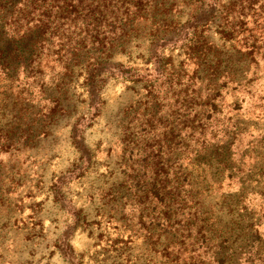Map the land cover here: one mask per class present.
Instances as JSON below:
<instances>
[{
	"label": "rangeland",
	"instance_id": "1",
	"mask_svg": "<svg viewBox=\"0 0 264 264\" xmlns=\"http://www.w3.org/2000/svg\"><path fill=\"white\" fill-rule=\"evenodd\" d=\"M252 2L242 0L244 10L235 14L245 23L238 40L222 34L216 22L206 30L216 46L226 44L230 59L241 67H234L235 83L221 89L219 113L205 124L208 152L197 154V139L184 134L183 144L192 151L177 160L199 177L214 214V231L188 238L197 242L198 264H264V0ZM187 15L188 9L176 17ZM253 45L256 61L241 59L237 47ZM148 46L147 37L135 38L117 59L147 75ZM162 51L175 66L187 61L184 48ZM250 63L254 67L248 70ZM61 69L52 63L39 70L36 62L19 65L8 83L11 102L17 94L24 98L29 123L0 125V264H176L178 256H168L159 238L162 207L140 197L145 170L139 145L154 131L146 130L145 111L137 109L163 95L158 108L167 118L171 104L174 108L185 98L171 91L165 100L172 87L166 91L163 82L107 78L95 99L100 106L89 110L85 71L79 67L66 101L72 113L59 112L52 123L56 87L65 85ZM123 121L132 133L125 150ZM75 122L85 149L73 142Z\"/></svg>",
	"mask_w": 264,
	"mask_h": 264
},
{
	"label": "trees",
	"instance_id": "2",
	"mask_svg": "<svg viewBox=\"0 0 264 264\" xmlns=\"http://www.w3.org/2000/svg\"><path fill=\"white\" fill-rule=\"evenodd\" d=\"M241 1L182 0L177 4V0H0V125L4 122L10 129L24 121L29 123V108L22 95L9 100L13 86L8 83L17 74L19 65L31 66L36 62L38 70L43 63L61 66L59 73L65 85L56 87L57 96L50 111L52 123L58 120L59 112L72 113L66 101L79 67L85 71L89 110L100 106L95 99L102 90L100 83L107 78L134 83L163 82L166 91L172 87L165 93V100L171 91L185 99L174 108L171 104L167 118L158 108L163 95L157 94L149 107L137 109L145 111L146 130L154 131L143 147L139 145L138 160L145 170L140 178L143 182L140 197L150 205L162 207L164 222L159 238L165 253L178 256L173 259L176 264L182 259L185 264L200 263L201 254H193L199 250L197 242L188 238H205L209 228L214 231L211 227L214 214L206 202L205 189L199 186V177L183 169L177 160L182 159V153L192 151L183 144L184 134L197 139L194 147L197 154L207 153L212 145L202 140L205 124L219 113L221 89L235 83L234 67L241 66L230 59L226 44L216 46L205 33L216 22L223 27L222 34L238 40L241 34L238 29L245 24L235 15L245 8ZM243 1L254 4L252 0ZM182 4H187L185 10L178 9ZM187 9L185 19L176 17ZM146 37L149 45L146 69L150 73L141 75L139 68L118 60L117 55L126 53L135 38ZM178 47L184 48L187 61L175 66L165 59L162 49ZM236 50L241 59L256 61L255 45ZM251 67L254 65H247L248 70ZM188 103L191 105L186 106ZM125 123L123 149L132 138ZM79 126L80 123H74L73 142L79 149H85L86 144L78 135ZM214 181L218 183L220 179ZM194 224L195 228H191Z\"/></svg>",
	"mask_w": 264,
	"mask_h": 264
}]
</instances>
